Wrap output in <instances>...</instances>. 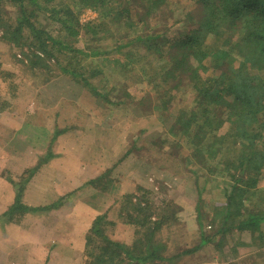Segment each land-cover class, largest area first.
Listing matches in <instances>:
<instances>
[{"label": "trees", "instance_id": "1", "mask_svg": "<svg viewBox=\"0 0 264 264\" xmlns=\"http://www.w3.org/2000/svg\"><path fill=\"white\" fill-rule=\"evenodd\" d=\"M184 1L182 5L180 0H0V9L2 3L18 8L9 25L0 17V27L6 25L4 40L22 47L23 29L32 33L34 41L27 45L31 51L26 54L31 67L50 70L51 59L63 74L110 103L114 102L107 92H100L91 82L102 68L89 67V56L103 61L110 57L122 72L138 70L150 83L163 86L174 81L173 89L182 82L189 85L190 106L179 111L174 125L188 136L187 158L199 166L194 173L203 170L206 181L208 177L224 179L223 203L214 206L205 223L210 232H202L199 211L204 185L196 188L200 241L181 253L188 255L210 243L222 248L227 234H232L237 236L236 245L255 251L243 255L234 251L229 264L245 259L255 264V257L264 255V0ZM85 7L96 10L97 18L81 23L78 12ZM40 13L58 24L63 39L36 28ZM80 30L85 42L93 39L96 45L75 47L72 42ZM102 42H113L112 47L101 49ZM162 70V77L156 78ZM0 102V106L6 103ZM49 156L22 177L26 180ZM111 182L107 179L97 186L108 190ZM85 185L96 188L93 179ZM22 188L8 216L42 209L21 202ZM149 193L135 184L122 195L117 217L133 225L135 237L129 245L108 234L109 226L116 225L115 216L103 213L93 219L84 234L90 257L84 264H156L181 256L167 258V244L158 235L166 227L164 219L167 226L177 220L176 205L156 204ZM244 232H249V243L242 239Z\"/></svg>", "mask_w": 264, "mask_h": 264}, {"label": "rangeland", "instance_id": "2", "mask_svg": "<svg viewBox=\"0 0 264 264\" xmlns=\"http://www.w3.org/2000/svg\"><path fill=\"white\" fill-rule=\"evenodd\" d=\"M180 2L184 5L185 1ZM17 10L11 3H2L1 21H7L8 25L12 23ZM96 18L97 12L93 8H81L78 12L81 23ZM35 26L55 38L63 39L65 35L58 24L51 21L45 13L39 14ZM5 27L6 25L0 27V100L6 102L0 106V198L2 194L12 198L15 194L12 189L15 192L21 187L26 188V182L29 180L22 176H26V169H31L29 167L34 164L31 163L32 154L31 157L26 154H14V146L10 143V137L17 131V138L25 122L42 125L44 131L48 128L50 133L54 130L59 132L57 146L50 147L47 152L52 153V156H49V160L52 158L49 161L51 172L67 175L72 184L70 189L75 190L70 197L75 196L77 191L76 196L79 198L76 197L70 206L56 205L61 210L56 212L58 217L71 218L72 221H68L70 224L63 221L54 230L44 224H32L34 216L31 218L32 223L25 218V214L31 212L7 218L1 214L0 234L3 238L0 241V264L5 261L12 264H34L35 262L25 259V253L36 245L38 250L32 252L33 258L39 261L36 264H84L88 261L90 257L85 251L84 234L94 216L87 207L84 208V205L89 204L84 202L83 198L87 193L81 188L89 179L96 183L110 179L111 183L116 184V189L125 188L127 191L132 189L133 185L140 184L149 189V197L154 203L167 201V204L176 205L177 220L167 226L164 219L166 227L158 234L159 239L167 244V258L197 245L201 231L196 219V188L204 185L199 213L201 212L202 222L204 221L202 232L208 234L210 228L205 223L210 219L209 215L214 206L223 203L221 181L224 179L207 176L210 181H206L203 170L194 173L199 166L187 158L190 154L188 136L180 133L174 125L179 111L190 106L192 95L188 90L189 85L182 82L177 84V89H173L174 81L163 86L150 83L138 70L131 73L122 72L114 61H110V57L108 61H103L98 57L89 56L86 59L89 67L102 68V73L91 82L100 92H107L105 94L114 102L110 103L94 95L71 76L63 74L51 59L50 70L31 67L26 54L31 51L27 45L34 41L32 33L27 28L23 29L25 44H22V47L3 39ZM81 31L79 36L73 39L74 46L84 48L86 43L90 42L92 43L89 45L95 46L96 41L93 39L85 42L86 36ZM112 43L102 42L101 49L112 47ZM63 59L61 55V64L65 61ZM164 72L162 70L156 78H161ZM36 133L31 128H25L17 139L23 135L32 137ZM31 145L34 147L32 142ZM99 178L101 180L98 181ZM40 185L43 186L38 183L35 187L41 190ZM31 196L32 199L44 197L35 194V189ZM119 203H122L119 198H107L102 206L107 208L105 214L108 212V215L115 216L116 220L113 229L109 226L108 234L126 246L133 242L135 236L133 225L126 224L123 219L117 217L118 208L115 205ZM9 219L17 220L18 225H10ZM25 235L28 241L24 240ZM52 235L60 241H69H50L49 244L56 245L49 249V246L43 247L35 240L42 238L48 242ZM236 237L227 234L226 243L222 248L215 249L212 243L205 244L188 255L181 253L180 257L170 262L160 263L157 260L155 263L229 264L234 251L238 254L255 251L244 250V246L239 243L236 245ZM21 239L22 242L19 241ZM242 239L249 243V232H244ZM254 249L257 250V247ZM252 260L245 259L236 264H252ZM254 260L257 261L255 264H264V255L262 258L255 257Z\"/></svg>", "mask_w": 264, "mask_h": 264}, {"label": "crops", "instance_id": "3", "mask_svg": "<svg viewBox=\"0 0 264 264\" xmlns=\"http://www.w3.org/2000/svg\"><path fill=\"white\" fill-rule=\"evenodd\" d=\"M25 128H31L33 131H36L37 133L35 135H33L32 137L29 135H26V136L23 135L20 139H17L18 137H20L22 131ZM43 128L44 127L42 125L31 124V122H25L23 124L22 130L19 131V133L17 134V136H16L17 138H15V134L17 131L10 137V139H11L10 143L13 144V146H14L13 149L15 150L14 154H17V155L22 154V156L26 154V155H29L30 157L32 154L33 157L31 159V161H32L31 163H34V164L29 167L31 169L36 166L38 161L43 160V157L48 154L47 153L48 151H50V147L55 148L57 146L56 145L57 140L60 139V138H58L57 135H55V137H54V134L56 133L55 130L52 133H50L47 130L48 128H46L45 131ZM31 142L34 144V147H32ZM51 156H52V153H51ZM49 158L46 160V162H43L42 164H40L38 166V168H36L31 173V175L26 179V180H28V179L29 180L26 182V188H24L25 190L22 188L21 202L24 205L29 206V207H42V209L38 210V213H35L37 211L31 212L28 215H26L27 214L26 213L25 218L29 219V221L32 223L31 218L34 216L32 224L38 223L40 226H43V224H44L47 226V228L54 230V228L56 226H58L60 223H62L63 221H66V222L72 221V220H70L71 218H69V219L65 218L64 219V218L58 217L56 212L57 211L60 212L61 210L59 209L60 207L56 206V205L64 204L66 206H70L74 203L75 198L76 197L79 198V197L76 196L77 191H76L75 196L70 197L72 194V191L74 190V189L73 190L70 189V186H72L71 181L69 182L66 174H65L66 176H63L60 174V172H54V173L51 172V165H50L49 161L52 158L50 160H49ZM56 162H58V161H56ZM89 180H92V179H89ZM61 181H63L65 184H62ZM38 183L43 184V186L40 185L41 190H39L37 187H35ZM66 183L68 185H66ZM95 185H96V188H94L93 186H87V185H85V187L81 188L82 191H86V193H87V196L83 198L85 201L84 200L83 201L85 203L89 204V206L84 205V208L87 207L88 210L93 213L94 218H96L98 215L103 214L107 211V208L102 206L103 202L107 198H110V199L119 198V199H121L122 195L125 194L126 192H128L125 188L116 189L115 183H112L110 185V188L108 190H104V191L99 190L100 188H99V186H97V185H99V183L95 182ZM34 189H35V194L37 193V194L42 195L44 197L38 198V199H32L31 195L34 193ZM18 190L13 192V189H12V193H15V194H13L12 198L11 197L7 198L5 196V194H2V196L0 198V215L1 214H2V216L6 215V218H7V216L10 213L9 210L15 202V198H16V194L18 193ZM2 199H4L3 202H2ZM115 207L119 208V205L116 204ZM107 216L109 218V216H112V215H108V212H107ZM51 217H52V219H50ZM93 219H92V221H93ZM8 221H10V225H12V224L18 225L17 220H14V221L12 220L13 221L12 222L11 219H9ZM73 221H75V220H73ZM91 222H90V224H91ZM80 234H81V232H80ZM2 238H3L2 234H0V241ZM27 239H28V237L25 235L24 240L28 241ZM35 240L40 242V244H42L43 247H45L46 245L49 246V249L53 248V246L56 245V244H52V243L49 244L50 241H54L56 243L69 241L68 239H64L63 241H60L54 235H52L50 237L48 242H46L42 238H40V240L39 239H35ZM19 241L22 242V239ZM9 243L11 245V240H9ZM42 246H40V247L42 248ZM15 247H16V245H15ZM11 249L13 250L14 248L11 247ZM36 250H38V245L33 246L32 250L25 253L26 254L25 259H27L28 261H30L32 263L35 262L34 264L38 263L39 261L34 259L33 254H32V252H35ZM4 264H12V262L9 263L8 261H5Z\"/></svg>", "mask_w": 264, "mask_h": 264}, {"label": "water", "instance_id": "4", "mask_svg": "<svg viewBox=\"0 0 264 264\" xmlns=\"http://www.w3.org/2000/svg\"><path fill=\"white\" fill-rule=\"evenodd\" d=\"M135 264V263H134Z\"/></svg>", "mask_w": 264, "mask_h": 264}]
</instances>
